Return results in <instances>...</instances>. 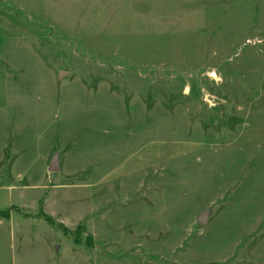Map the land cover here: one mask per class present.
<instances>
[{
    "label": "rangeland",
    "instance_id": "obj_1",
    "mask_svg": "<svg viewBox=\"0 0 264 264\" xmlns=\"http://www.w3.org/2000/svg\"><path fill=\"white\" fill-rule=\"evenodd\" d=\"M6 184L0 264H264V0H0Z\"/></svg>",
    "mask_w": 264,
    "mask_h": 264
},
{
    "label": "crops",
    "instance_id": "obj_2",
    "mask_svg": "<svg viewBox=\"0 0 264 264\" xmlns=\"http://www.w3.org/2000/svg\"><path fill=\"white\" fill-rule=\"evenodd\" d=\"M56 154H58V153H56ZM55 154V155H56ZM116 154V153H115ZM54 155V156H55ZM54 156L52 157V158H54ZM51 161H52V159H51ZM51 161H50V163H51ZM50 163H49V165H48V171H49V166H50ZM58 165H59V170L56 172V174L54 175V176H52V174H51V172L49 171V175L50 176H52L51 178H56V177H58L60 174H61V171H62V166H61V164H60V158H59V154H58ZM35 185V184H34ZM11 187V185H1L0 186V189L2 190L3 188H10ZM40 188H42V187H40ZM12 189V188H11ZM13 190V189H12ZM42 199L41 198H35V204H36V207L37 208H42V210L44 211V212H46L49 216H51V217H60L61 216V218H63V220L65 221L66 219H70V220H77V221H81L82 219H84V218H86V217H88L90 220V223H91V221H92V219H91V216L93 215V213L90 211L91 209H90V207H89V205H88V207H85V209H83V211L82 212H77L76 211V215H72V213H71V215H69V214H66V213H64L63 212V215L60 213L61 211H57V209L56 208H54L55 207V205H48V203H46V200L47 199H45V201H41ZM48 201V200H47ZM44 203H46V206H45V204ZM44 204V205H43ZM23 207H27L23 202H22V204H21ZM20 206V205H19ZM94 208V207H93ZM54 210V211H53ZM95 213V212H94ZM70 217V218H69ZM101 218V217H100ZM67 221V220H66ZM69 221V220H68ZM58 255V254H57ZM52 258H53V254H52Z\"/></svg>",
    "mask_w": 264,
    "mask_h": 264
},
{
    "label": "water",
    "instance_id": "obj_3",
    "mask_svg": "<svg viewBox=\"0 0 264 264\" xmlns=\"http://www.w3.org/2000/svg\"><path fill=\"white\" fill-rule=\"evenodd\" d=\"M58 170H59L58 154H56L50 163L49 171L51 172L52 176H54ZM210 213H211L210 210H206L202 214H200L198 216L199 222L201 224H205L208 221V217H209Z\"/></svg>",
    "mask_w": 264,
    "mask_h": 264
},
{
    "label": "trees",
    "instance_id": "obj_4",
    "mask_svg": "<svg viewBox=\"0 0 264 264\" xmlns=\"http://www.w3.org/2000/svg\"><path fill=\"white\" fill-rule=\"evenodd\" d=\"M47 218L52 221V218H50L49 216H47Z\"/></svg>",
    "mask_w": 264,
    "mask_h": 264
}]
</instances>
